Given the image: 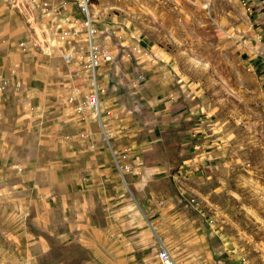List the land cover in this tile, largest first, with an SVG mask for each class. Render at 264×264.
<instances>
[{
    "label": "rangeland",
    "instance_id": "1",
    "mask_svg": "<svg viewBox=\"0 0 264 264\" xmlns=\"http://www.w3.org/2000/svg\"><path fill=\"white\" fill-rule=\"evenodd\" d=\"M44 1L0 0V56L48 57L61 106L88 53L85 19L51 0L55 26ZM92 17L118 55L100 70L103 126L86 129L100 185L81 192L77 229L95 236L68 261L161 264L165 248L173 264H264V0H95ZM136 42L160 53L167 81L121 56ZM114 157L137 171L122 176Z\"/></svg>",
    "mask_w": 264,
    "mask_h": 264
},
{
    "label": "crops",
    "instance_id": "2",
    "mask_svg": "<svg viewBox=\"0 0 264 264\" xmlns=\"http://www.w3.org/2000/svg\"><path fill=\"white\" fill-rule=\"evenodd\" d=\"M108 51L113 62L118 52ZM142 61L150 71L147 77L160 83L158 72ZM51 69L42 54L0 56V79L9 80L6 87L0 85V255L6 256L0 264H96L69 262L67 256L73 246H87L81 239L95 236L77 229L85 222L77 216L90 206L81 192L100 185L92 176L99 174L95 167L102 152L95 150L94 131L86 130L94 128V120L79 118L67 98L56 104ZM134 74L146 78L140 68ZM77 77L68 94L87 89L84 77ZM81 133L93 141L81 144Z\"/></svg>",
    "mask_w": 264,
    "mask_h": 264
},
{
    "label": "built area",
    "instance_id": "3",
    "mask_svg": "<svg viewBox=\"0 0 264 264\" xmlns=\"http://www.w3.org/2000/svg\"><path fill=\"white\" fill-rule=\"evenodd\" d=\"M26 3H32L34 0H23ZM83 15L85 19L86 28V42L88 43V53L81 64V69L77 71V76L84 77V80L88 82L86 90L75 89L73 93L67 95V101L73 105V111L83 117H89L90 119L98 122L100 126H103L102 108H101V94L103 89L97 79L98 69L105 63L112 62V55L110 52L98 42V36L100 34L99 29L92 17V7L95 0H70ZM245 4V3H244ZM43 7L51 13L55 26H59L58 20L60 16V10L54 7L51 0H45L42 3ZM75 38V29L73 26L63 28L59 34V40L61 42L70 41ZM121 56L127 60H146L153 66V68L159 72V82H164L169 79L170 73L164 71L163 60L158 51L149 46L141 44V42L132 43L127 45L121 50ZM67 60L71 57L65 55ZM166 65V64H165ZM138 82L144 80L142 74L136 75ZM9 84L8 79H0V85L6 87ZM173 93H171L172 95ZM109 114V112H106ZM75 123V122H72ZM82 138H86V133H81ZM114 164L118 172L123 176L128 172H136L131 165L123 159L114 157ZM162 203V200L159 202ZM156 213L152 212L150 217H155ZM148 217V218H150ZM158 259L161 264H173V260L165 248H162L158 253Z\"/></svg>",
    "mask_w": 264,
    "mask_h": 264
}]
</instances>
